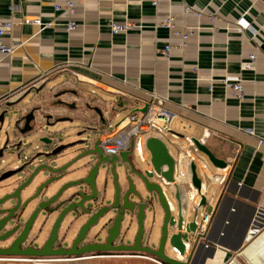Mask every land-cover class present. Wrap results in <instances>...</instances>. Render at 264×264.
I'll list each match as a JSON object with an SVG mask.
<instances>
[{
	"label": "crops",
	"instance_id": "1",
	"mask_svg": "<svg viewBox=\"0 0 264 264\" xmlns=\"http://www.w3.org/2000/svg\"><path fill=\"white\" fill-rule=\"evenodd\" d=\"M65 2L0 0V19L15 22L3 39L19 45L11 56L0 54V104L46 85L26 97L24 113L40 105L43 114L89 117L95 123L93 109L101 108L107 119L101 130L112 132L113 115L143 108L153 92L167 98L176 113L170 143L180 151L186 141L197 139L226 164L212 168L225 181L207 187L212 220L191 260L184 262L264 264V159L258 148V138H264V0H159L157 6L153 0H74L79 26L71 32L66 29L71 17L55 8ZM169 14L178 32L194 29L186 41L162 25ZM26 18L53 25L39 30L21 23ZM126 20L139 26L113 34L111 22ZM250 54L256 55L254 66L244 69ZM238 76L246 90L243 100L222 81ZM76 132L67 131L62 142L75 140ZM37 234L34 229L31 237ZM86 256L91 255L69 264H160L146 254Z\"/></svg>",
	"mask_w": 264,
	"mask_h": 264
},
{
	"label": "water",
	"instance_id": "2",
	"mask_svg": "<svg viewBox=\"0 0 264 264\" xmlns=\"http://www.w3.org/2000/svg\"><path fill=\"white\" fill-rule=\"evenodd\" d=\"M45 87L0 104V243H9L0 247V257L127 253L187 264L184 259L191 260L199 246L196 220L207 209V187L225 181L212 168L224 169L225 162L192 139L181 156L186 172L177 177L178 160L159 137L146 143L149 171L134 158L133 149L111 159L99 137L107 124L101 108L93 109L99 119L95 123L89 117L43 114L40 105L24 113L26 97ZM72 130L77 138L62 142ZM116 163L130 166L128 174L121 171L119 183L109 170ZM34 229L39 239L47 233L45 243L25 247ZM91 233L98 242L89 240ZM59 241L69 246L55 248Z\"/></svg>",
	"mask_w": 264,
	"mask_h": 264
},
{
	"label": "built area",
	"instance_id": "3",
	"mask_svg": "<svg viewBox=\"0 0 264 264\" xmlns=\"http://www.w3.org/2000/svg\"><path fill=\"white\" fill-rule=\"evenodd\" d=\"M154 5H158L159 0H153ZM56 10L64 9L69 14L71 19L67 23L66 29L71 32L78 28L79 24L75 21V13H76V3L74 0H66L65 5L56 4ZM186 10H190V6H186ZM215 19V17L213 18ZM21 23H32L39 26V30H43L46 27H50L53 25L52 22H43L41 18H26ZM15 22L12 19L9 20H1L0 19V54H4L6 56H11L17 50L19 45L13 42H6L3 37L4 35L12 30ZM162 25L168 28L172 33L181 35L184 41H186L191 34H193L194 29L189 28L187 31L182 33L178 32L177 25L175 22V18L172 15H168ZM138 24L135 22L126 20L124 22H111L110 27L113 34L120 32H128L129 30L138 27ZM171 50V46H168L165 49V53L169 54ZM249 61L243 64L244 69H252L254 66V62L256 60L255 54H250ZM227 88H229L232 92V95L239 100H243L246 97V90L244 86V82L241 76L236 78H224L222 80ZM167 98L158 95L153 92L150 93V98L146 102L143 108L136 109L128 113L124 118H122L118 124L115 126L114 131L105 132L100 131L99 137L101 141V146L105 154L109 156L120 155L121 153L129 150H134L137 154L140 155L142 160H147L150 155V151L147 149L146 143L148 138L156 137L158 133L163 132H171V123L176 113L171 108L167 106ZM250 134H254V130L252 128H248L246 130ZM160 138V137H159ZM189 142L186 141L184 145H182L181 152L177 157L176 164V175L177 177L182 176L186 172L185 165L181 160L182 154H184V150H190L187 147ZM258 148L262 149V156L264 159V138H258ZM183 150V151H182ZM191 161H189L190 164ZM190 167V166H189ZM212 220V213L205 209L200 217L197 218L196 224L198 227V234L204 235L210 225ZM86 256V257H93ZM85 257V258H86ZM82 257H27V258H16V257H0V261H28L33 264H69L72 261L80 259ZM160 264H167L162 260H158Z\"/></svg>",
	"mask_w": 264,
	"mask_h": 264
},
{
	"label": "flooded vegetation",
	"instance_id": "4",
	"mask_svg": "<svg viewBox=\"0 0 264 264\" xmlns=\"http://www.w3.org/2000/svg\"><path fill=\"white\" fill-rule=\"evenodd\" d=\"M76 104V103H75ZM118 156V155H116ZM111 159H114V156H110ZM127 160L129 162H131V158L130 157H127ZM94 170V169H93ZM110 171H112V181L114 180L116 183H119L120 181V175H121V171H123L125 174H128L129 171H130V166H129V163L127 164H118L116 163L115 164V167L113 168H109ZM46 240V239H45ZM45 240H40L38 238V235H36V237H30L27 239V241L24 243V246L25 247H28V246H31L33 248H40L41 246H43V244L45 243ZM91 242H98L96 239H89ZM9 243H4V242H1L0 243V247H5V246H8ZM69 246V244H67L66 242H63V241H59L56 243V245L54 246L55 248H58V247H67ZM52 257H61V256H52ZM64 257H70V256H64Z\"/></svg>",
	"mask_w": 264,
	"mask_h": 264
},
{
	"label": "rangeland",
	"instance_id": "5",
	"mask_svg": "<svg viewBox=\"0 0 264 264\" xmlns=\"http://www.w3.org/2000/svg\"><path fill=\"white\" fill-rule=\"evenodd\" d=\"M125 115H126V112H122V114H120L118 117H116L115 115H113L112 117H111V120H110V128H111V130H113L114 128H115V126H116V124L122 119V118H124L125 117ZM164 136H166V137H168V140H166L165 142H166V144H167V146H168V148H169V151L172 153V154H174L176 157L180 154V153H182L181 151H179V150H177L176 148H175V146L173 145V144H171L170 143V141L172 140V137H171V135L168 133V132H163L162 133ZM158 135H160L159 133L157 134V136L156 137H158ZM183 151V150H182ZM184 154H182V156H183ZM134 158L135 159H137V161L140 163V164H142V166L144 167V169L145 170H151V166H150V164H149V162L148 161H150V156L147 158L148 160H147V162L145 163V162H142V159H141V157H140V155L139 154H137L136 152L134 153ZM188 159V158H187ZM186 163H188V160L186 161ZM149 176L150 177H152V174H149ZM182 178V177H181ZM153 179H155V178H153ZM183 179V178H182ZM209 206V205H208ZM208 211L210 212V213H212L211 211H213V205H210L208 208ZM8 262H11V261H8Z\"/></svg>",
	"mask_w": 264,
	"mask_h": 264
}]
</instances>
